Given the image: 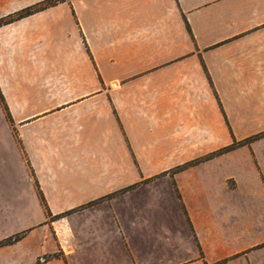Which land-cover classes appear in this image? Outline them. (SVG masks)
Returning a JSON list of instances; mask_svg holds the SVG:
<instances>
[{"label": "crops", "instance_id": "obj_1", "mask_svg": "<svg viewBox=\"0 0 264 264\" xmlns=\"http://www.w3.org/2000/svg\"><path fill=\"white\" fill-rule=\"evenodd\" d=\"M0 92L41 185L0 264H264V0L59 4L0 26Z\"/></svg>", "mask_w": 264, "mask_h": 264}, {"label": "rangeland", "instance_id": "obj_2", "mask_svg": "<svg viewBox=\"0 0 264 264\" xmlns=\"http://www.w3.org/2000/svg\"><path fill=\"white\" fill-rule=\"evenodd\" d=\"M59 4L71 7L72 0H39L37 2L31 3L10 4L12 14L6 17H2L0 19V26L22 19L18 18L20 16L27 17L43 10L57 7ZM4 106H6V110ZM9 120L10 118L7 112V105L3 98V102L0 101V211L4 207H14L15 204H18L15 203V199L17 197V199L22 198V196H19V194L23 193L25 188L28 187V177L26 171H28V173H30V175L32 176L34 187L36 186L37 188H41V185L36 178L35 171L30 167V164L25 161L26 159L23 155L22 158L24 159V164L21 162L12 146L7 129ZM52 181L53 180H48V183L45 186L49 191L55 188V183ZM72 212L73 211H66L61 213L47 211L50 222L64 218ZM3 213L4 212H0V238H4L7 234L14 232L21 226L23 222L18 218L13 220L11 218L8 219V221H4V219L1 218V214ZM22 236L23 233H18L10 237L21 238Z\"/></svg>", "mask_w": 264, "mask_h": 264}, {"label": "trees", "instance_id": "obj_3", "mask_svg": "<svg viewBox=\"0 0 264 264\" xmlns=\"http://www.w3.org/2000/svg\"><path fill=\"white\" fill-rule=\"evenodd\" d=\"M27 15H30V14H27ZM23 17H24V16H20V17H18V18H23ZM0 101L3 102V98H2V96H1V94H0ZM4 107H5V110H6V106H4ZM256 138H257V137H254L253 139H256ZM249 141H251V139H250V140H247V141L244 142V143H247V142H249ZM236 146H237V145H233V146H231V147L225 148V149L221 150L219 153H220V154L225 153V152H227V151H229V150L235 148ZM196 163H198V161H196V162H192V163H189V164L185 165V166L182 167V168H185V167H188V166L194 165V164H196ZM182 168H179V169H182ZM18 238H19V237H14V238L9 237V238H7V239H5V240H2V241H0V247H1V246H5V245L12 244V243H14L15 241H17Z\"/></svg>", "mask_w": 264, "mask_h": 264}]
</instances>
